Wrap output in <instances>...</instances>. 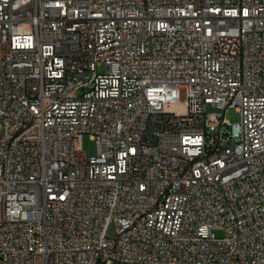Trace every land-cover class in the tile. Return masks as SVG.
Masks as SVG:
<instances>
[{
	"label": "built area",
	"instance_id": "2783aa9c",
	"mask_svg": "<svg viewBox=\"0 0 264 264\" xmlns=\"http://www.w3.org/2000/svg\"><path fill=\"white\" fill-rule=\"evenodd\" d=\"M0 264H264V0H0Z\"/></svg>",
	"mask_w": 264,
	"mask_h": 264
},
{
	"label": "rangeland",
	"instance_id": "374dc122",
	"mask_svg": "<svg viewBox=\"0 0 264 264\" xmlns=\"http://www.w3.org/2000/svg\"><path fill=\"white\" fill-rule=\"evenodd\" d=\"M101 71H106V66H101ZM182 101L185 100V93L183 92L182 95ZM171 111H174L179 114H185L187 110L185 109L184 105H172ZM226 119L230 121L231 123H238L240 122L241 115L235 108H230L225 113ZM83 149L86 152L88 156H93L97 152V145L96 142L90 137V135H85L83 139ZM117 232V226L115 224H112L109 229V236H115ZM217 235H220V231H215Z\"/></svg>",
	"mask_w": 264,
	"mask_h": 264
}]
</instances>
